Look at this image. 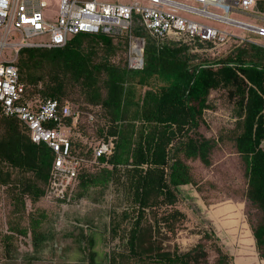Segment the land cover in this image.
<instances>
[{"label": "trees", "instance_id": "obj_1", "mask_svg": "<svg viewBox=\"0 0 264 264\" xmlns=\"http://www.w3.org/2000/svg\"><path fill=\"white\" fill-rule=\"evenodd\" d=\"M255 9L264 15V0H258ZM134 34L146 38L144 68L138 71L127 67L126 37L80 33L71 36L63 47L19 52L16 65L26 99L57 100L63 105L76 92L78 97L71 100L75 106L69 104L81 112L77 131L88 139L114 142L112 155L101 159L109 166L84 169L75 196L79 188L84 192L91 188L114 190L125 203L123 219L133 213L128 234L130 253L150 257L159 264L205 262L204 243L180 254L144 248L139 241L147 211L174 205L179 187L193 181L190 166L180 154L199 159L206 166L212 164L218 141L191 132L211 107V93L224 89L234 105L233 140L245 166V199L255 212L254 217L248 216L253 236L250 231L244 233L242 253L248 264H257L255 243L259 257L264 259V44L233 40L227 43L231 49L226 55L200 60L199 49L216 45L198 40H158L138 23ZM120 53L123 62L115 61ZM152 79L160 83L157 90L150 89ZM138 87L149 89L139 93ZM90 114L93 122L89 121ZM72 149L78 157L91 156V149L79 140L73 142ZM54 160L53 151L46 144H35L20 120L2 114L0 104V187L9 189L17 210L24 212L27 200L35 204L45 198ZM179 214L174 211L162 221L167 223ZM29 217L28 228L12 225L10 234L3 235L8 254L16 239L14 234L27 237L30 233L34 250L42 249L49 240L41 228L45 214L30 213ZM120 229L117 222L111 233L117 235ZM206 238L211 236L205 234ZM217 252V264H231L232 258L218 246ZM110 261L117 264L114 255Z\"/></svg>", "mask_w": 264, "mask_h": 264}, {"label": "rangeland", "instance_id": "obj_2", "mask_svg": "<svg viewBox=\"0 0 264 264\" xmlns=\"http://www.w3.org/2000/svg\"><path fill=\"white\" fill-rule=\"evenodd\" d=\"M135 1L117 0L124 4H133ZM189 3L201 6L193 1ZM58 10L59 0L51 1L44 11L46 19L55 23ZM210 10L223 13L220 9ZM231 17L242 20L236 13H232ZM204 22L244 39L264 44V38L247 31L210 21ZM230 46H206L199 49L200 60H213L224 56L230 51ZM10 54L12 51L5 49V55ZM123 58L124 55L120 53L115 61L123 62ZM150 83V89L153 90L160 86L155 79ZM148 89L149 87H138V92L144 93ZM77 97L76 92L71 93L68 102L75 106L71 100ZM209 104L211 107L204 111L198 128L191 135H202L218 141L211 155L212 164L206 166L199 159H186L180 154L190 166L193 181L179 187L178 200L174 205H161L147 211L142 221L139 244H144L143 247L148 249L183 254L204 243L207 260H202V264H217V246L232 258L231 264H248L242 253L243 236L246 231H250L253 236L248 216L254 217L255 212L247 206L245 166L236 152L233 140L236 133L234 105L224 89L213 91ZM124 204L113 189L102 191L91 188L84 192L79 188L69 203H55L42 198L34 204L27 200L23 212L16 209L9 189L0 187V264H111V255L117 258V264H159L147 255L143 256L147 257L144 259L130 253L128 234L134 218L131 211V218L123 219ZM174 211L181 214L171 217L167 223L162 221L165 215H173ZM36 212H43L46 216L41 228L47 231L49 240L42 249L34 250L30 233L27 237L14 234L16 239L8 254L2 240L3 235L10 234L9 228L12 225L28 228L29 214ZM117 222L121 223V229L117 235H113L111 228ZM95 231L99 232L95 247H89L87 242H82V245L78 243L81 233L88 235ZM205 234L211 238L204 239ZM84 246L85 249L81 251L80 248ZM254 259L257 264H264V259L259 257L256 243Z\"/></svg>", "mask_w": 264, "mask_h": 264}, {"label": "built area", "instance_id": "obj_3", "mask_svg": "<svg viewBox=\"0 0 264 264\" xmlns=\"http://www.w3.org/2000/svg\"><path fill=\"white\" fill-rule=\"evenodd\" d=\"M51 1L0 0V104L2 114L20 120L35 144H46L53 151L55 160L45 199L55 203L72 201L84 169L109 166L101 159L112 155L114 142L112 139H88L79 133L81 112L69 103L61 105L57 100L25 98V87L20 82L16 65L22 49L63 47L71 36L80 33L126 37L127 67L138 71L144 68L146 38L134 34L136 23L158 40H198L216 46L233 40L258 43L204 21L264 38L263 26L231 17L232 13L254 11L258 0H136L133 4L117 0H59L55 23L49 22L44 13ZM5 49L12 54L6 56ZM89 121H94L92 114ZM78 140L91 149L89 158L73 154V142Z\"/></svg>", "mask_w": 264, "mask_h": 264}, {"label": "crops", "instance_id": "obj_4", "mask_svg": "<svg viewBox=\"0 0 264 264\" xmlns=\"http://www.w3.org/2000/svg\"><path fill=\"white\" fill-rule=\"evenodd\" d=\"M257 13H256V9H254V11L249 10L247 12H240V13H238V15L242 18V21H247V22H250V23L264 27V15L260 14V13L257 14ZM257 42H260V41H257ZM260 43H262V42H260ZM98 235H99L98 231H95V232L88 234V235L85 233H81V237L79 238L78 243L80 245H82V242H87L89 244L88 245L89 247H95L96 239L98 238L97 237ZM84 249H85V246L80 248L81 251ZM90 252H91V250H90ZM80 253H82V252H80ZM91 264H93V263H91Z\"/></svg>", "mask_w": 264, "mask_h": 264}]
</instances>
